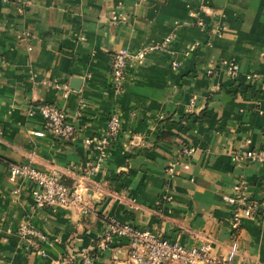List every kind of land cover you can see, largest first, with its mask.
<instances>
[{
    "label": "crops",
    "instance_id": "1",
    "mask_svg": "<svg viewBox=\"0 0 264 264\" xmlns=\"http://www.w3.org/2000/svg\"><path fill=\"white\" fill-rule=\"evenodd\" d=\"M168 33V49L130 57L114 89L111 54L133 55ZM263 51L264 0H0V264H57L87 251L93 264H129L126 239L96 247L107 216L187 247L207 242L224 257L221 195L243 179L249 198L264 199V164L232 159L240 147L264 148ZM42 103L75 126L69 141L33 134L43 130ZM111 112L119 129L98 163L83 139L99 136ZM24 162L80 185L87 212L33 208L30 184L7 179V165ZM20 221L44 234L45 256L24 251ZM237 246L231 264H264V213L242 221Z\"/></svg>",
    "mask_w": 264,
    "mask_h": 264
},
{
    "label": "built area",
    "instance_id": "2",
    "mask_svg": "<svg viewBox=\"0 0 264 264\" xmlns=\"http://www.w3.org/2000/svg\"><path fill=\"white\" fill-rule=\"evenodd\" d=\"M1 1L7 2L8 0ZM111 18L115 21L119 17L118 15H112ZM171 40L172 34L168 33L155 43L141 46L133 55H130L128 50L123 47L114 51L109 59L110 84L116 90L120 88L124 68L130 57L134 60H141L148 52L165 51L168 49L167 46ZM261 56L264 59V51ZM171 64L173 66L177 65L174 61ZM224 66L228 76L235 77L237 75L238 66L236 63L230 62ZM207 72L209 73V71ZM189 102L191 103L192 99H189ZM35 108L42 119L43 130L34 131V135L42 136L46 132L51 137L61 141H69L72 138L75 133V126L59 107L52 103H42ZM33 112L34 110L28 111V115ZM118 129L119 117L117 113L111 112L108 114L99 136L83 139L84 144H91L100 153L97 159L98 163L102 161L104 150ZM245 143H249V140H245ZM240 148L232 154L234 161L242 160L264 164V148ZM183 151L186 152L185 149ZM96 166L91 169L94 170ZM171 169L172 164L169 165L167 171L170 173ZM7 179L10 183L23 180L30 184L33 208L54 205L76 207L82 214H85L89 208L83 197L84 189L78 184H66L54 169L40 170L27 162L9 163L7 165ZM245 184L246 182L240 179L229 186L228 194L221 195L222 201L229 207L228 222L231 240L227 246L225 256L220 259L210 255L207 242L187 247L175 239L157 236L146 229L120 222L112 216L104 217L103 228L98 236L96 247L103 250L110 247L117 238L126 239V256L129 264H231L238 250L237 238L242 221L264 213V199L249 198ZM17 191V187L12 189L13 193ZM162 198L164 200L169 199L165 194L162 195ZM16 234L24 251L34 250L41 256H45L44 251L40 248L41 243L45 241L43 233L29 226L27 222L20 221L17 225ZM93 261L94 257L87 251L76 256L63 257L57 264H93Z\"/></svg>",
    "mask_w": 264,
    "mask_h": 264
},
{
    "label": "water",
    "instance_id": "3",
    "mask_svg": "<svg viewBox=\"0 0 264 264\" xmlns=\"http://www.w3.org/2000/svg\"><path fill=\"white\" fill-rule=\"evenodd\" d=\"M71 81L75 83L74 86L71 87V89H75L76 90L77 89L76 86H78L79 79L78 78H73V79H71Z\"/></svg>",
    "mask_w": 264,
    "mask_h": 264
}]
</instances>
